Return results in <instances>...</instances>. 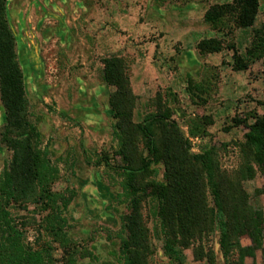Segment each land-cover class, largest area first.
Segmentation results:
<instances>
[{
	"label": "rangeland",
	"instance_id": "1",
	"mask_svg": "<svg viewBox=\"0 0 264 264\" xmlns=\"http://www.w3.org/2000/svg\"><path fill=\"white\" fill-rule=\"evenodd\" d=\"M227 2L232 0H7L52 196L46 206L22 208L0 189V264H124L128 201L109 106L113 88L103 79L108 55L126 60L138 96L135 120L162 100L193 152L215 151L229 172L244 164L247 125L264 114V54H247L255 36L264 38V0L249 28L234 27L228 17L205 19L211 5ZM211 37L223 48L200 52L198 43ZM235 56L249 57L245 68L237 67ZM5 122L0 100V130ZM10 155L0 144V186ZM154 167V177L162 179V165ZM244 186L264 213V173L257 171ZM144 214L151 232L148 264L201 262L193 246L181 261L169 257L151 206ZM262 232L263 244L252 254L235 250L225 258L217 233L206 242L215 264H264ZM240 241L253 246L248 234Z\"/></svg>",
	"mask_w": 264,
	"mask_h": 264
},
{
	"label": "trees",
	"instance_id": "2",
	"mask_svg": "<svg viewBox=\"0 0 264 264\" xmlns=\"http://www.w3.org/2000/svg\"><path fill=\"white\" fill-rule=\"evenodd\" d=\"M6 3L7 0H0V100L6 114L0 144L11 155L0 189L9 202L19 207L46 206L52 191L38 147L39 131L30 118L24 72ZM259 5L260 0L213 4L205 12V19L218 23L228 17L234 27L249 28L255 22ZM251 46L247 54H264L263 37L255 36ZM198 48L202 53L214 52L221 50L223 43L211 37L201 40ZM236 58L237 67L245 68L249 57ZM103 79L113 88L109 106L115 119L116 153L122 160L119 171L123 196L128 201V209L122 215L125 236L120 245L124 264H148L152 245L144 214L147 205L156 216L164 251L173 259L183 260V250L193 246L199 264H215L214 249L206 242L213 233L218 234L225 258L235 250L245 255L261 247L264 213L251 204L244 182L257 171L264 173V114L256 115L247 125L244 164L229 172L222 168L215 151L191 150L190 140L178 122L165 114L162 100L142 120H135L138 96L122 56L103 58ZM158 164L163 167L162 179L154 177V165ZM244 234L251 237L252 247H242L240 237ZM33 255L35 260L40 259L39 253L29 257Z\"/></svg>",
	"mask_w": 264,
	"mask_h": 264
}]
</instances>
